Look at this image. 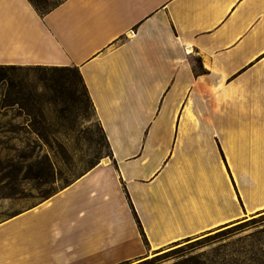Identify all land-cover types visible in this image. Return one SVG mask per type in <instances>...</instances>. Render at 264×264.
<instances>
[{"label":"crops","instance_id":"1","mask_svg":"<svg viewBox=\"0 0 264 264\" xmlns=\"http://www.w3.org/2000/svg\"><path fill=\"white\" fill-rule=\"evenodd\" d=\"M0 64L77 67L112 154L8 215L0 200V264H142L264 205L214 137L264 161L243 122L264 128V0H0Z\"/></svg>","mask_w":264,"mask_h":264},{"label":"rangeland","instance_id":"2","mask_svg":"<svg viewBox=\"0 0 264 264\" xmlns=\"http://www.w3.org/2000/svg\"><path fill=\"white\" fill-rule=\"evenodd\" d=\"M220 113L207 114L209 119L203 120L220 125ZM243 120L249 135L254 133L264 143V128L254 131L249 114ZM221 129H215L219 134L214 137L222 161L241 202L236 177L244 173V183H251L253 189L242 188L251 208L264 199V161H229L227 143L224 151L219 140ZM105 159L111 163V148L75 66L31 64L0 70V200L6 202L5 215L44 199ZM142 264H264V205L151 250Z\"/></svg>","mask_w":264,"mask_h":264},{"label":"trees","instance_id":"3","mask_svg":"<svg viewBox=\"0 0 264 264\" xmlns=\"http://www.w3.org/2000/svg\"><path fill=\"white\" fill-rule=\"evenodd\" d=\"M34 6L38 9V11H40L41 13H45L49 10H51L52 8H54L55 6H57L59 3H61L63 0H30ZM18 66L20 65H17V64H0V70H8V69H15L17 68ZM77 68V67H76ZM78 69V68H77ZM79 74H80V71L78 70ZM81 76V74H80ZM82 78V76H81ZM83 81V79H82ZM84 83V82H83ZM85 85V84H84ZM86 88V86H85ZM86 91H87V88H86ZM87 94H88V91H87ZM88 97H89V94H88ZM90 99V97H89ZM91 102V101H90ZM92 104V103H91ZM104 132V131H103ZM105 134V133H104ZM106 136V135H105ZM107 139V138H106ZM51 195V194H50ZM49 195H47L46 197H48ZM45 197V198H46ZM138 221H139V218L138 216L136 215Z\"/></svg>","mask_w":264,"mask_h":264},{"label":"bare ground","instance_id":"4","mask_svg":"<svg viewBox=\"0 0 264 264\" xmlns=\"http://www.w3.org/2000/svg\"><path fill=\"white\" fill-rule=\"evenodd\" d=\"M106 160H108V159H105L103 163H105V164H106V163H107V161H106Z\"/></svg>","mask_w":264,"mask_h":264}]
</instances>
